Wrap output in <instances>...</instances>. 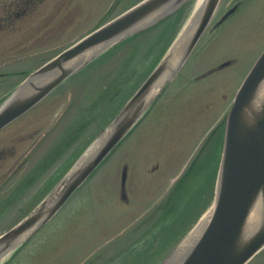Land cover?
<instances>
[{
    "label": "rangeland",
    "instance_id": "1",
    "mask_svg": "<svg viewBox=\"0 0 264 264\" xmlns=\"http://www.w3.org/2000/svg\"><path fill=\"white\" fill-rule=\"evenodd\" d=\"M53 1L48 2L50 5L46 4V6L40 7L39 11L34 14V43L32 46H30L29 36L25 37L23 35L22 38L17 40H8L7 47L11 46V49L19 50L18 52H22L23 56L12 57L10 63L17 76L0 87V101L18 87L23 73L36 70L40 64L51 59L61 50L139 0ZM237 1H241L239 7L241 9L221 25L217 31V22ZM66 2L68 4L67 8L64 12H60L62 10L60 8L64 7ZM59 5H61L60 8H57ZM25 28L28 30L31 27L30 25H27V27L23 25L22 31ZM152 35L156 37L157 33ZM168 37L167 31H162L161 36L154 42L155 49H151L148 53L146 63L144 61L142 66L138 63L135 64V67L139 65L138 72L134 74L137 80L138 77L141 79L148 63L153 58V53L165 44ZM21 42L23 47L21 46L20 49ZM263 50L264 0H222L211 26L207 29L187 62L182 78L183 81L196 72L217 67L233 57L231 59L232 63H235L233 66L220 70L203 80V82H209L207 84L208 89L213 87L214 82L222 83V91L216 90L218 93L212 98L206 96L209 99L202 94L199 100V102H202V106H198V108L200 107L198 113L193 105L188 104L184 110L185 112H181L178 107L197 95L198 89L192 83L194 80H190V78L192 79L201 73L189 77L181 85V87L185 86L190 80L191 85L184 90V93L179 97L169 96L164 99L161 107L153 112V115L155 117L158 115V118L154 121L149 118L151 120L148 119L149 121L145 125H141L138 135L141 137L140 141L137 140V135H134L127 143L125 141L121 143L76 192L77 194L74 198H71L72 201L64 211L40 235L33 239L21 253L15 256L18 259L12 262L10 256L3 264H85V261L95 256L110 257L113 263L127 264L131 251H137L135 248L136 243L145 236L142 234L153 220L149 217L156 211L155 209L160 201L163 200L161 203L162 211L159 214H162L163 218L167 216L161 224L173 222L174 213L167 214V211L172 210H170L171 204L164 201L166 194L178 176L180 177V174L183 173L184 164L192 158L199 142L214 123L212 113L216 114V119L222 113L221 111L225 107V105L222 108L220 107L223 102L221 100L223 93L224 96L227 93L230 99L235 96L239 86ZM134 53L135 49L132 54H128V57L124 59L125 66L133 62ZM4 58H0V74L6 73L3 70ZM122 73L121 70L107 68L100 73L102 83L92 81L91 76L84 81L86 90L76 106L72 108L71 113L73 114L80 107L87 112L86 118L89 125L93 120H96L94 126L87 127V133H91V129L100 123V115L103 114V111L118 104L128 96L134 83L133 80H129L125 86L117 89L116 92H121V98L117 97L115 92L109 99L103 98L100 108L93 109L94 105L92 104L98 99L95 95L100 97L102 93L104 96L109 81L115 79V76L118 79ZM113 76L114 78H112ZM138 81L140 82V80ZM72 96L73 91L71 89L64 90L63 88L32 110L29 117L24 118L26 123L34 120V145L45 133L41 138L43 143L40 149L34 152L32 165L35 174L34 207L44 196L56 188L61 176L67 171L70 162L69 155L63 166L58 165L55 169L50 168L46 174H43L44 172L40 173L39 170L42 168L36 169V167L46 153L49 154L46 160H49L55 148L60 147V143L56 144L55 142L52 130L50 134L49 131H46L48 127H55L57 114L60 111L63 113L64 106L69 103ZM192 102L195 104V101ZM215 102L216 104L213 106ZM211 111V116H209ZM173 114H177L178 119L181 115V119H185L186 122L190 121L186 124V127L182 124L177 125L182 130V134L177 135L179 140L177 143H182L181 150L175 144L170 143L167 145L169 142L167 140L168 135L164 137L163 133L162 127L169 126L163 123L173 117ZM195 116H197L196 120ZM159 117L163 118L160 119ZM107 125L102 123V127ZM153 126H156L157 130H154ZM151 127L153 128L148 131ZM188 129L190 130L188 131ZM5 134L3 133L0 136ZM25 152V147L20 145L15 160H13L14 158L9 159L6 163L0 164V183L4 177H8L14 170V165ZM157 162H161V165ZM125 165L127 167L126 194L130 205L124 203L125 201L123 202L122 196V178ZM212 166L213 161L211 160L209 167ZM47 167L48 162L43 165V169ZM157 167H160V169L157 170ZM206 167L208 166L206 165ZM18 181L19 178L16 176L6 188L0 186V234L23 218L25 214L23 212L24 205L30 200L29 197L24 195L19 196L17 200H13L18 194L12 191V187ZM190 183L191 179H183L178 184V188L183 187L181 193L178 194L180 204L185 201V188ZM195 185L192 187V191L197 190ZM189 215H191V212L183 214L182 219H180L181 222L177 221L176 227H182ZM147 217L149 218V224L147 222L143 224V220H147ZM97 262L94 260L92 263L97 264ZM248 264H264V251L260 252Z\"/></svg>",
    "mask_w": 264,
    "mask_h": 264
},
{
    "label": "water",
    "instance_id": "2",
    "mask_svg": "<svg viewBox=\"0 0 264 264\" xmlns=\"http://www.w3.org/2000/svg\"><path fill=\"white\" fill-rule=\"evenodd\" d=\"M190 1L143 0L62 51L31 74L5 101L0 108V130L103 53L134 35L154 28ZM219 3L220 0H205L200 8L195 9V2L187 22L162 59L115 118L93 138L59 185L22 221L0 235L1 260L49 223L143 118L190 57ZM263 85L264 52L240 87L226 117L215 197L203 216L211 212L210 220L178 264H247L264 249ZM103 137L97 150L77 167L90 147ZM125 179L126 175L123 183ZM253 220L255 224H252ZM187 236L159 264H171Z\"/></svg>",
    "mask_w": 264,
    "mask_h": 264
},
{
    "label": "flooded vegetation",
    "instance_id": "3",
    "mask_svg": "<svg viewBox=\"0 0 264 264\" xmlns=\"http://www.w3.org/2000/svg\"><path fill=\"white\" fill-rule=\"evenodd\" d=\"M46 1L47 0H0V58L6 57L4 58L5 64L3 67V70L6 73L0 74V80L2 81H0V87L10 82L15 76H17V73L12 70L10 63L12 59H9V56H23L22 52H18L19 50L17 51L14 48L11 49V46L7 47L8 40H17L25 35V37L29 36L30 38V46L33 45L34 14L39 11L38 9L42 7ZM240 5L241 1H238L234 5L237 7L236 10L240 7ZM218 23H220V20L217 22V26H219ZM23 25L26 27L27 25H30L31 28L28 30L25 28L22 31L21 28ZM21 44L22 42L19 45L20 49L21 46L23 47V44ZM189 105H193V103H190ZM26 117H29V115L26 114L0 131V135L6 133L5 135L0 136V164L6 163L9 159L14 158L13 160H15L18 156L17 154L20 145L26 149L27 154L18 159V162L14 165V170L8 175V177H4L0 184V186L6 188L17 176L19 181L16 183L15 189L18 192V189H20V191L25 190L27 188L26 186L30 183L29 179H33L34 177L33 168L26 171V168L29 165L32 166L34 160V120L26 123V120L24 119ZM196 117L197 116H195V120ZM170 121V128L175 127V130H170L171 132L169 133L177 135L179 131L177 129H180V127L177 126V117H174V119H171ZM189 122L184 121L183 124L186 126ZM153 127L155 129V126ZM153 127H151L150 130ZM165 130L166 129H164V131ZM22 185L26 188H19Z\"/></svg>",
    "mask_w": 264,
    "mask_h": 264
},
{
    "label": "bare ground",
    "instance_id": "4",
    "mask_svg": "<svg viewBox=\"0 0 264 264\" xmlns=\"http://www.w3.org/2000/svg\"><path fill=\"white\" fill-rule=\"evenodd\" d=\"M204 2H205V0H196V5H195L196 7H195V9L200 8L203 5ZM156 91H157V89L155 90V92ZM261 96L262 97L264 96V85L262 87ZM103 140H104V137L102 139L96 141L94 143V145L90 147V149L84 154V157H83L82 161L77 165V167H79L80 164L86 158H88L90 155H92L97 150L98 146L101 144V142ZM209 197H210V191H209V194H207L205 196V198H203V199H201V200H199L197 202V205L200 206V205L207 204ZM210 213L211 212H209L204 218H202L203 220L200 222V224L181 243V245L179 246V248H178L177 252L175 253L174 257L170 261L171 264H178L180 262V260L184 257V255L187 253V251L190 249V247L197 241L198 237L201 235L202 231L204 230V228L206 227L207 223L210 220ZM189 216H191V215H189ZM180 219H182V217H178V219L176 220V222L177 221H180L181 222ZM187 223H188V221L186 220L185 224H183L182 227H184ZM255 223H256V221L253 220L252 221V224H255ZM171 224H173V223L165 224L164 227H163L164 228V231L166 232V234L168 235V237L170 239L174 238L175 235L177 234V232L179 231V229L182 228V227L177 228L176 227V224H174L172 227H170ZM166 234H162V236L163 237H166ZM1 261L2 260L0 259V262Z\"/></svg>",
    "mask_w": 264,
    "mask_h": 264
},
{
    "label": "trees",
    "instance_id": "5",
    "mask_svg": "<svg viewBox=\"0 0 264 264\" xmlns=\"http://www.w3.org/2000/svg\"><path fill=\"white\" fill-rule=\"evenodd\" d=\"M150 249V246H148L147 248H146V250H149ZM159 252L161 251V250H158ZM141 264H144V263H141Z\"/></svg>",
    "mask_w": 264,
    "mask_h": 264
}]
</instances>
